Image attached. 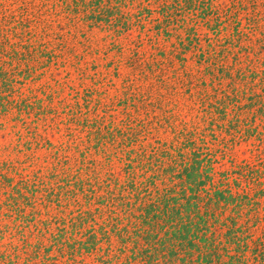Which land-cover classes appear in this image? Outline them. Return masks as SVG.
I'll return each instance as SVG.
<instances>
[{
    "label": "rangeland",
    "instance_id": "obj_1",
    "mask_svg": "<svg viewBox=\"0 0 264 264\" xmlns=\"http://www.w3.org/2000/svg\"><path fill=\"white\" fill-rule=\"evenodd\" d=\"M191 150L254 259L264 0H0V264H125L132 181Z\"/></svg>",
    "mask_w": 264,
    "mask_h": 264
},
{
    "label": "trees",
    "instance_id": "obj_2",
    "mask_svg": "<svg viewBox=\"0 0 264 264\" xmlns=\"http://www.w3.org/2000/svg\"><path fill=\"white\" fill-rule=\"evenodd\" d=\"M187 156L175 169L162 167L169 178L161 175V185L148 174L132 181L131 190L141 186L143 195L135 194L116 219L122 221L115 237L124 263L264 264V250L248 261L239 248L233 222L239 194L228 184L215 185L196 151Z\"/></svg>",
    "mask_w": 264,
    "mask_h": 264
}]
</instances>
